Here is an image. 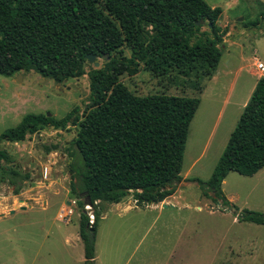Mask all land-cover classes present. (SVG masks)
Segmentation results:
<instances>
[{"label": "rangeland", "instance_id": "374dc122", "mask_svg": "<svg viewBox=\"0 0 264 264\" xmlns=\"http://www.w3.org/2000/svg\"><path fill=\"white\" fill-rule=\"evenodd\" d=\"M204 1L220 8L217 24L225 30L214 78H207L202 58L186 55L183 48L157 50L139 62L134 75H119V81L135 95L195 96L200 103L188 124L182 179L165 203L137 205L128 193L118 203L96 201L88 211L83 206L85 215L99 212L94 232L96 264H264V224L239 219L243 210L264 214V166L251 176L226 174L220 189L228 206L214 200L197 182L208 180L233 127L234 122L223 117L215 122L220 93H226L236 77L233 83L247 91L258 72L264 75V20L255 28L246 24L264 12V0ZM200 30H207L205 23ZM193 42L191 37L188 48ZM122 54L129 55L127 47H122ZM254 59L262 63L263 71L256 68ZM94 61L97 66L85 62V72L103 64L101 58ZM87 97L86 74L60 83L32 70L0 75V133L27 113L61 118L73 106L81 111ZM75 128L46 125L22 141H0L9 156V161H0V212L11 206L13 195L23 190L30 194L38 181L53 184L42 190L45 205L38 199L23 205L24 209L8 208L12 213L0 216V264H82L76 228L81 212L77 202L84 198L68 192L66 167L70 160L66 148L74 153L70 141ZM49 145L55 147L46 151L44 146ZM7 170L17 174L11 176ZM72 200L73 213L64 223L58 212Z\"/></svg>", "mask_w": 264, "mask_h": 264}, {"label": "trees", "instance_id": "16d2710c", "mask_svg": "<svg viewBox=\"0 0 264 264\" xmlns=\"http://www.w3.org/2000/svg\"><path fill=\"white\" fill-rule=\"evenodd\" d=\"M221 10L204 0H0V75L32 70L60 83L86 74L88 97L83 109L73 106L63 117L27 113L0 133L9 142L22 141L43 126L53 129L70 124L69 192L81 209L78 236L82 264L94 261L93 220L83 211L85 197L117 203L128 193L137 205L158 203L180 182L182 154L188 124L198 106L195 96L147 94L138 96L119 81L134 75L139 62L157 50L170 48L202 58L209 75L219 59L225 33L217 21ZM264 12L248 21L257 27ZM205 23L207 30H200ZM194 42L190 48V38ZM129 55L122 54V47ZM183 50V51H184ZM86 54L103 64L86 72ZM55 146H44L49 151ZM0 161H9L0 148ZM264 166V76H259L244 104L207 181L199 185L221 205V182L229 171L251 176ZM11 176L17 173L7 170ZM26 178V174L23 175ZM183 180H187L184 178ZM194 180V178L190 179ZM14 179H10L13 182ZM17 189L15 190V193ZM242 221L264 224V214L243 210Z\"/></svg>", "mask_w": 264, "mask_h": 264}, {"label": "crops", "instance_id": "0c3cea01", "mask_svg": "<svg viewBox=\"0 0 264 264\" xmlns=\"http://www.w3.org/2000/svg\"><path fill=\"white\" fill-rule=\"evenodd\" d=\"M256 61H258V60L254 59V65H255ZM213 69H211L209 75H207V78L209 80L214 78V75H213L214 70ZM259 71L261 72V71H263V69L259 70ZM261 75L264 76L262 73H259V72L257 73V77H256L255 81H253L250 84V86L248 87L247 91L246 90L242 91L243 89H241L240 84L236 85V83H233L235 80H238V77H236L235 79H233L231 81L226 93H224L223 95L221 93H220V95L213 93L215 95V97H217L219 95L220 96V97L218 96L219 99L221 98V101H219L217 103L218 109L216 111L217 113H216V117H215V122H218V120H220L223 117L227 121H230L232 123L234 122L233 123V126H234V124H235V122H236V120H237V118H238V116H239L244 104L246 103V101H247L252 89L254 88L256 80ZM203 87H202L201 91L199 92V96L203 92L202 91ZM246 87L247 86H244V89ZM241 96H242V98H240ZM199 103H200V100H199ZM199 103H198V106H199ZM233 114H234L235 117H233ZM38 183H39L38 185H35V186L30 188V191H31L30 194H26L25 190H23V191H20L18 194L13 195L12 196L13 198H12L11 206L8 207V208H11V209H17V208L24 209L25 207H23V205L30 206V202L31 201H36L38 199H41L42 204L45 205L46 201H45V198L43 199L44 193H43L42 190L49 189L53 184H52L51 180H49L47 182L38 181ZM64 191H65V193H67V190L65 188H64ZM54 192H57V190H55ZM68 192H69V189H68ZM166 201H167V197L165 199H163L162 201H160V202L161 203H165ZM68 202L66 201L65 204H67ZM64 207H65V205L62 204V206L60 208V211L58 212V215H57L58 217H59V213L62 211V209ZM8 208H7V210H5L3 212H0V216H2L4 214H7V213H12V210H8ZM72 213H73V210H72ZM70 216L71 215H69L67 218L61 219V220H63L64 223H67L69 221V217ZM76 230H77L76 232H77V235H78V226H77ZM78 238H79V236H78ZM79 240H80V238H79ZM94 261H95V259H94Z\"/></svg>", "mask_w": 264, "mask_h": 264}, {"label": "built area", "instance_id": "2783aa9c", "mask_svg": "<svg viewBox=\"0 0 264 264\" xmlns=\"http://www.w3.org/2000/svg\"><path fill=\"white\" fill-rule=\"evenodd\" d=\"M255 66H256V68H257L258 70H262V69H263V65H262V63L259 62V61H256V62H255ZM94 203H96V202H94ZM70 205H74V201H73V200H72V201H69V202L66 204V206L62 209V211L59 213V218H60V219H65V218H67L69 215L72 214V209H71ZM84 208H85L86 211H88L89 208H90V205H86V204H85V205H84ZM87 217H88V222L91 223L92 220H93V214H88Z\"/></svg>", "mask_w": 264, "mask_h": 264}, {"label": "water", "instance_id": "95a60500", "mask_svg": "<svg viewBox=\"0 0 264 264\" xmlns=\"http://www.w3.org/2000/svg\"><path fill=\"white\" fill-rule=\"evenodd\" d=\"M94 58H95L94 55H92V54H86V55H85V60L83 61L81 67L84 68V66H85V62H86V61H87V62H93L94 66H97L98 63H97L96 61H94ZM46 116H49V114L47 113ZM50 127H52V126H50ZM85 199H86V201L84 202V204H86V205H90V203L87 201V200H88V197H87V196L85 197Z\"/></svg>", "mask_w": 264, "mask_h": 264}]
</instances>
